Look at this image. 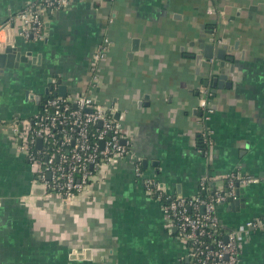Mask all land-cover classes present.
Here are the masks:
<instances>
[{"label":"crops","instance_id":"crops-1","mask_svg":"<svg viewBox=\"0 0 264 264\" xmlns=\"http://www.w3.org/2000/svg\"><path fill=\"white\" fill-rule=\"evenodd\" d=\"M30 1L0 0V25ZM46 23L43 40H26L16 25L0 34V52L8 45L30 52L27 62L0 69V264H182L187 246L147 179L191 196L203 177L221 188L241 170L260 181L240 186L245 202L237 208L219 206L222 223L241 230L264 219V0H70ZM105 40L93 87L94 53ZM203 40L227 46L231 86L206 85L222 67L216 55L200 64L191 57ZM59 79L67 96L87 92L112 108L132 152L102 163L72 199L46 192L12 126L40 113ZM206 128L208 154L198 143ZM240 242L239 264H264V226Z\"/></svg>","mask_w":264,"mask_h":264},{"label":"built area","instance_id":"built-area-1","mask_svg":"<svg viewBox=\"0 0 264 264\" xmlns=\"http://www.w3.org/2000/svg\"><path fill=\"white\" fill-rule=\"evenodd\" d=\"M69 3L70 0H32L0 25V34L16 25L26 40H43L46 14L59 11ZM108 49L109 42L105 40L94 53L93 87L100 83V67ZM202 93L201 106L206 110L205 119H210L214 109L212 93L208 88ZM12 126L18 150L26 155L35 178L48 194L65 199L75 198L84 191L102 163L116 164L132 153L114 110L101 105L87 92L53 95L44 102L40 113L14 121ZM200 139L205 146L202 151L208 154L213 145L211 130H203ZM136 173L141 174L139 163ZM221 180L224 186L217 188L213 187L212 177H203L198 193L191 196L171 195L156 180L145 181L148 191L161 201L168 221L177 228L178 237L187 246L189 259L182 258V264H239L241 235L248 236L264 226V219H254L247 221L241 230H227L219 215V206L236 198L238 187L258 182L260 177L237 170Z\"/></svg>","mask_w":264,"mask_h":264},{"label":"water","instance_id":"water-1","mask_svg":"<svg viewBox=\"0 0 264 264\" xmlns=\"http://www.w3.org/2000/svg\"><path fill=\"white\" fill-rule=\"evenodd\" d=\"M47 26V23H46ZM195 45V43H194ZM199 47L202 49L199 53L191 54L192 58H195L197 63H201L202 61L210 62L211 59L214 58L216 55L217 58L221 59L220 66L222 67L219 74L212 75V81L209 79L206 81V85H211L213 87V91H216L218 88H223L224 86H231L232 83L230 81L227 82V75L225 73V62L226 60H233V57L228 56L227 57V46L223 45L222 47H216L213 43H208L206 41H201L198 43ZM30 55V52H22L18 46L16 45H8L4 48L3 51L0 52V69L3 70L5 67H13L17 66L19 62H27L28 56ZM215 68V63H214ZM233 70V69H232ZM53 78L49 80L50 83H52ZM59 87L58 90L53 92V95H60V96H67L68 89L65 84L62 83V81L59 79ZM51 89L52 86H50L46 93L48 97L51 95ZM118 118V115L115 116ZM42 144V139H38V146L40 147ZM103 145V142H102ZM245 202V198L241 197L240 194V187L237 189V197L236 198H230L229 203L230 207L235 209L240 204ZM244 205V204H243ZM204 209V208H203ZM189 258L187 257L186 260Z\"/></svg>","mask_w":264,"mask_h":264},{"label":"trees","instance_id":"trees-1","mask_svg":"<svg viewBox=\"0 0 264 264\" xmlns=\"http://www.w3.org/2000/svg\"><path fill=\"white\" fill-rule=\"evenodd\" d=\"M51 96H53V93H52L49 97H51ZM49 97H47V99H48ZM47 99H46V100H47ZM46 100H45V101H46ZM198 143H199V146H200L201 148H204V144H203V142L201 141V139H199V142H198ZM209 186L212 187V185H211L210 183H209Z\"/></svg>","mask_w":264,"mask_h":264}]
</instances>
